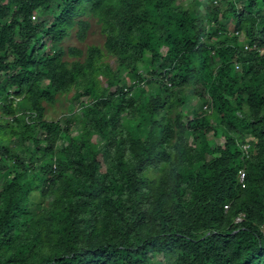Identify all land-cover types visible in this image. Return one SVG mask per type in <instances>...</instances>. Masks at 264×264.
Masks as SVG:
<instances>
[{
	"label": "trees",
	"instance_id": "1",
	"mask_svg": "<svg viewBox=\"0 0 264 264\" xmlns=\"http://www.w3.org/2000/svg\"><path fill=\"white\" fill-rule=\"evenodd\" d=\"M195 3L0 0V264H264V0Z\"/></svg>",
	"mask_w": 264,
	"mask_h": 264
},
{
	"label": "rangeland",
	"instance_id": "2",
	"mask_svg": "<svg viewBox=\"0 0 264 264\" xmlns=\"http://www.w3.org/2000/svg\"><path fill=\"white\" fill-rule=\"evenodd\" d=\"M181 2L188 6V5H191L192 0H181ZM202 3H203V0H196L195 5L198 7V9H201L202 8L201 7ZM226 6H227V2H226V4H224V8H226ZM47 15L48 14L46 12H42V13L38 14L37 17L38 18L41 17L43 19L44 17H47ZM72 43L73 44H78L77 39L74 38ZM113 60L114 59H110V63L114 64L115 61H113ZM147 64H148V62L146 61L144 63V65H142L140 67V71L142 73H148L150 71V69H152L151 66H150V68L146 67L145 65H147ZM123 73H125V70H123ZM101 79H102V82H101L102 85H106V78L104 76H101ZM123 81L124 80H122V83H124ZM146 89H147V87H145V86L143 87L142 84H140L139 86H137V87L132 89L131 95L136 98V97L139 96V94L141 92H144V93L147 94V92H149V90H146ZM81 90H82V88L74 87L69 92H67L64 95H62V97L60 98V100L58 102H56L54 104H47L46 103L45 104V106H46V117L48 119H54V120H57V119L65 120V119L71 118L73 120L75 119L77 121L76 123L79 124V121L84 116L83 107L87 103H89V100H90V96H87V95H80V96L76 95L77 93H80ZM126 90H128V88H126ZM18 99H21V96L18 97ZM202 103H203L202 101H199L198 98L195 97L194 101H193V104H191V106H195L196 108H201V104ZM204 106H205V104H204ZM204 106H203V108H204ZM205 108H207V106H205ZM73 131H76V130H73ZM78 134L79 133H75L74 135H78ZM210 136H212V135H210ZM92 138H93L94 141H99V136H95L94 135ZM220 140H221V142H218V143L219 144L223 143L222 141L224 139L221 138ZM4 143L7 144L8 143L7 140L4 141ZM59 143H60L59 147H62V146H65L67 142H66V139H65V140H60ZM17 149H19V146L17 147ZM1 158L2 157H0V159ZM4 178H5V175L0 177V183L3 181ZM228 205L230 206V204H228ZM225 209H226V207H225ZM240 216L244 217V214L240 215ZM242 219L244 220V218H242ZM263 228H264V226H263ZM153 261H154L153 264H165V260L163 259V257L161 255L154 256L153 257Z\"/></svg>",
	"mask_w": 264,
	"mask_h": 264
},
{
	"label": "built area",
	"instance_id": "3",
	"mask_svg": "<svg viewBox=\"0 0 264 264\" xmlns=\"http://www.w3.org/2000/svg\"><path fill=\"white\" fill-rule=\"evenodd\" d=\"M239 178H240V182L242 183V186L245 187V185H246V183H245V178H246L245 171L240 170V176H239ZM225 207H226V209H228L229 208V205L227 204V205H225ZM242 218H243L242 216H239V217H237L236 221L237 222L238 221H241Z\"/></svg>",
	"mask_w": 264,
	"mask_h": 264
},
{
	"label": "clouds",
	"instance_id": "4",
	"mask_svg": "<svg viewBox=\"0 0 264 264\" xmlns=\"http://www.w3.org/2000/svg\"><path fill=\"white\" fill-rule=\"evenodd\" d=\"M36 17H37V15H34V18H35V19H36ZM244 216H245V215H244ZM238 217H239V216H238ZM243 218H244V217H243ZM242 220H243V219H242ZM242 220H241V221H242Z\"/></svg>",
	"mask_w": 264,
	"mask_h": 264
}]
</instances>
